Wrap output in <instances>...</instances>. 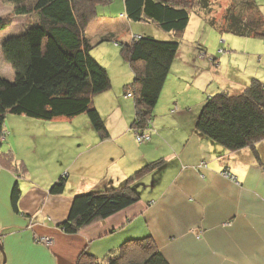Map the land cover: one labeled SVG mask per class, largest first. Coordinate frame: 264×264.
<instances>
[{
    "label": "crops",
    "instance_id": "obj_1",
    "mask_svg": "<svg viewBox=\"0 0 264 264\" xmlns=\"http://www.w3.org/2000/svg\"><path fill=\"white\" fill-rule=\"evenodd\" d=\"M107 5L87 26L92 42L105 34L127 40L151 33L147 25L122 15V0ZM19 17L26 19L14 14L5 28L7 36L25 28L26 22L18 29L13 25ZM55 52V83L81 80L69 60ZM93 54L110 77V87L93 97L108 130L106 138H100L85 113L51 120L6 116L8 152L0 158V264H75L82 250L104 259L126 239L148 235L169 264H264V142L255 145L257 156L251 147L228 150L198 135L193 118L174 135L160 126L147 145L137 143L125 110L131 97L124 86L132 71L120 59L119 44L96 43ZM114 64L117 68L111 70ZM241 83L231 82L229 91L242 90ZM218 87L216 91L228 90L224 84ZM124 138L136 144L129 147ZM137 146L135 156L131 152ZM23 148L29 151L22 155ZM152 161L158 165L150 175L132 183L139 195L136 202L76 233L59 227L74 195L117 187ZM75 166L79 172L72 170ZM61 176L63 191L50 192ZM16 181L18 211L10 201Z\"/></svg>",
    "mask_w": 264,
    "mask_h": 264
},
{
    "label": "trees",
    "instance_id": "obj_2",
    "mask_svg": "<svg viewBox=\"0 0 264 264\" xmlns=\"http://www.w3.org/2000/svg\"><path fill=\"white\" fill-rule=\"evenodd\" d=\"M112 0H2L13 6V14L25 15V28L1 42V53L14 71L13 79L0 75V146L7 133L8 114L42 120L74 117L85 113L100 138L108 136L104 118L93 104L94 95L110 87L106 68L94 56L96 43L116 41L119 52L129 65L133 79L124 92L133 98L132 132L149 133L152 112L179 49V37L196 12L218 30L246 38H264V14L257 0H229L220 18L215 14L219 0H122L129 21L149 22L157 30L170 33L162 40L150 34L120 40L105 34L96 42L88 37V24L98 16L97 6ZM218 9V10H217ZM12 19L0 17V30ZM69 60L82 79L55 83L58 75L57 54ZM63 64V63H61ZM67 66V65H66ZM60 69V68H59ZM194 131L228 150L251 147L264 142V81L251 78L238 92L219 90L206 96L194 120ZM4 137L2 138V136ZM5 154V153H4ZM1 158V155H0ZM158 161L136 170L117 187L95 189L76 194L59 227L76 233L94 221L104 219L136 202L139 195L132 183L149 173ZM61 176L50 188L59 194L64 188ZM20 189L14 183L10 195L12 209L18 211ZM75 264H169L150 235L123 241L115 253L104 259L82 250Z\"/></svg>",
    "mask_w": 264,
    "mask_h": 264
},
{
    "label": "rangeland",
    "instance_id": "obj_3",
    "mask_svg": "<svg viewBox=\"0 0 264 264\" xmlns=\"http://www.w3.org/2000/svg\"><path fill=\"white\" fill-rule=\"evenodd\" d=\"M257 2L261 5L260 9L264 14V0H257ZM219 4L218 9L220 12L215 14L216 18L221 17L226 5L229 4V0H219ZM101 6L104 5H98V12H101ZM105 6L108 5L105 4ZM12 11V5L3 3L0 0V17L9 16L12 19L14 16ZM202 16L192 11L188 25L179 37V49L152 112L153 125L149 130L151 135L159 133L160 126L166 128L170 135L176 134L181 126L187 125V120L193 118L195 120L206 96L211 92H215L219 88L218 86L222 84L225 88L231 90V82L235 84L236 82H242L241 84L246 86L251 78H260L264 81V38L260 36L246 38L226 31L221 32L216 27L211 26ZM26 19L22 17L15 18L13 19V25L18 29L21 23L26 22ZM136 23L147 25L148 30L151 32L148 34L156 36L158 39H171L170 33L157 30L156 26L149 22ZM116 25L121 27L119 23ZM12 32L17 34L18 31L13 30ZM6 34L9 35L8 29L0 30V68L5 66L6 63L3 61V56H1V40L7 37ZM122 63H125V61L122 60ZM8 66L6 68L8 72L4 69L5 75L3 76L11 80L14 71L10 65ZM110 68L115 70L117 65L114 64ZM129 79V82H131L133 75H130ZM127 101L125 110L130 116L128 121L130 126L131 119L134 116L133 98L131 97ZM104 107L106 109V105ZM9 116L19 117L14 114H8ZM7 122L9 123L8 119H6V124ZM133 138L135 139L134 133ZM124 139L129 147L136 144L129 138ZM121 141L124 143V140L121 139ZM142 143L144 146L148 144L147 142ZM138 149L139 146L131 154L136 156ZM25 150L29 151L23 148L22 155ZM7 152V143L3 142L0 146V155L4 156ZM28 157L25 158L28 159ZM37 170L39 171V168ZM72 170L79 172L76 166ZM149 173L147 174L150 175Z\"/></svg>",
    "mask_w": 264,
    "mask_h": 264
},
{
    "label": "built area",
    "instance_id": "obj_4",
    "mask_svg": "<svg viewBox=\"0 0 264 264\" xmlns=\"http://www.w3.org/2000/svg\"><path fill=\"white\" fill-rule=\"evenodd\" d=\"M4 133H7L6 131H4ZM4 137V135L2 136V138ZM150 138L149 133H137L136 132V139L138 142H144L146 140H148ZM224 176H229V173L227 171L223 172ZM39 241L43 242V243H48L50 242V239L48 237H40L38 239Z\"/></svg>",
    "mask_w": 264,
    "mask_h": 264
}]
</instances>
